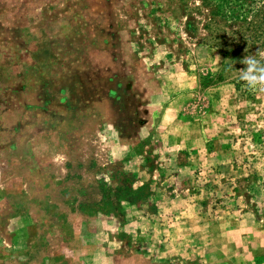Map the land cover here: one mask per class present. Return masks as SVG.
Returning a JSON list of instances; mask_svg holds the SVG:
<instances>
[{
  "label": "rangeland",
  "instance_id": "374dc122",
  "mask_svg": "<svg viewBox=\"0 0 264 264\" xmlns=\"http://www.w3.org/2000/svg\"><path fill=\"white\" fill-rule=\"evenodd\" d=\"M264 0H0V264H264Z\"/></svg>",
  "mask_w": 264,
  "mask_h": 264
},
{
  "label": "clouds",
  "instance_id": "9594fccd",
  "mask_svg": "<svg viewBox=\"0 0 264 264\" xmlns=\"http://www.w3.org/2000/svg\"><path fill=\"white\" fill-rule=\"evenodd\" d=\"M239 79L250 91H264V49H258L254 55H246L241 61Z\"/></svg>",
  "mask_w": 264,
  "mask_h": 264
}]
</instances>
